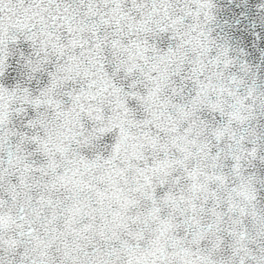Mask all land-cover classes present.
Instances as JSON below:
<instances>
[{"label":"snow or ice","instance_id":"obj_1","mask_svg":"<svg viewBox=\"0 0 264 264\" xmlns=\"http://www.w3.org/2000/svg\"><path fill=\"white\" fill-rule=\"evenodd\" d=\"M0 264H264V0H0Z\"/></svg>","mask_w":264,"mask_h":264}]
</instances>
